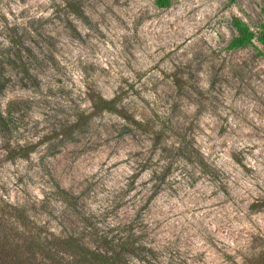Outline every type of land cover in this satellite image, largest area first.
Segmentation results:
<instances>
[{"label":"rangeland","instance_id":"374dc122","mask_svg":"<svg viewBox=\"0 0 264 264\" xmlns=\"http://www.w3.org/2000/svg\"><path fill=\"white\" fill-rule=\"evenodd\" d=\"M234 17L258 33L264 0H0V200L54 234L124 238L134 264H253L264 46L230 48ZM15 35L28 71L8 63ZM7 143L33 149L10 159Z\"/></svg>","mask_w":264,"mask_h":264},{"label":"trees","instance_id":"16d2710c","mask_svg":"<svg viewBox=\"0 0 264 264\" xmlns=\"http://www.w3.org/2000/svg\"><path fill=\"white\" fill-rule=\"evenodd\" d=\"M170 3L171 0H155L158 7H168ZM70 8L77 15H83L77 3H70ZM232 24L236 35L229 43L230 48L253 45L255 40L264 46V26L257 33L238 17L233 18ZM9 42L15 54L14 57L8 58V63L12 66L19 65L24 71H28L24 65L23 55L32 54L30 46L25 44L20 35L9 37ZM4 86L5 84L0 81V93ZM91 102L95 111L118 112L117 96L105 98L97 94L92 96ZM0 125L3 130L7 128L1 108ZM32 149L33 146L28 145L12 146L9 143L5 145V151L10 159L27 157ZM197 160L199 166L205 170L209 169V165L201 156ZM160 170L158 173L163 177L166 167ZM57 189L65 193L63 189ZM7 208L10 212L6 210ZM6 214H9L13 221L7 223ZM139 251H141L139 246L132 245L120 237L110 240L104 238L97 245H90L74 231L54 234L47 231L43 225L33 222L23 208L5 204L0 200V264H134L131 257H141ZM254 261L253 264H264V251Z\"/></svg>","mask_w":264,"mask_h":264}]
</instances>
